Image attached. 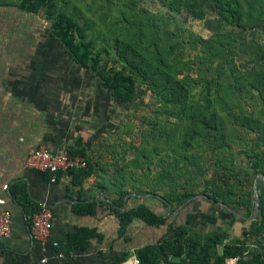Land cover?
Wrapping results in <instances>:
<instances>
[{"label": "trees", "instance_id": "16d2710c", "mask_svg": "<svg viewBox=\"0 0 264 264\" xmlns=\"http://www.w3.org/2000/svg\"><path fill=\"white\" fill-rule=\"evenodd\" d=\"M155 1L166 6L172 15H160L155 19L144 11L139 16L131 12V20L124 17L125 29L121 26L122 30L111 33L110 43L121 66L116 69L104 64L96 74L100 85L120 102L133 99L135 79L158 98L160 117L148 118L147 123L154 143L151 148L157 147L160 170L157 176L145 170L138 180L124 176L137 194L126 196L123 211L117 208L122 206L123 197L129 191L123 188L122 180L111 202L105 204L117 218L118 236H122L135 220L145 227L157 228L165 224L164 232L154 242L133 250L138 264H224L228 258H235L234 264H256L255 248L247 249L238 238L226 240L225 231H196L183 225L173 226L171 222L166 224V216L155 213L141 201V195L147 194L146 198L156 200L163 207L166 203L179 205L197 193L231 206L236 201L230 181L236 180L232 174L234 165L228 158L232 144L238 147L236 154L248 161L251 172L264 176V53L259 52V46L253 45L252 50L259 52L260 61L249 58L252 63L247 68L243 62L233 61L237 46L242 43L237 38H242L249 27L264 22V0H207L218 18L238 29L232 31L220 24L207 37L177 24L175 17L182 12L202 19L203 13L199 10L202 0ZM60 2L15 0V3L2 1L0 6L12 4L19 11L29 13L43 10L49 21L50 35L68 50L79 67L94 72L97 63L108 56L109 51L105 47L96 48L87 36V26L66 12L65 3ZM111 24L114 26L115 21ZM184 48L190 49L187 53L192 51L191 58L184 55ZM248 133L253 136L245 137ZM161 150L165 151L162 157ZM67 151L84 156L81 147ZM206 152L212 154L218 169H213L210 177L203 178L202 188L195 191L186 165L200 166ZM138 156L141 159H133L131 164L141 168L143 162L147 169L148 156L143 148ZM93 168L86 159V168L81 171L86 174L87 169ZM99 187L105 193L112 190L101 182ZM159 188L164 189L162 194L156 193ZM82 209L89 214L94 211L92 203L84 204ZM195 217L201 224L213 223L216 219L205 212H196ZM262 222L247 234L257 235L264 229ZM93 235L98 236L94 228L78 227L67 235L57 250L66 255L70 250H82ZM128 254L129 251L110 249L99 264H122Z\"/></svg>", "mask_w": 264, "mask_h": 264}, {"label": "crops", "instance_id": "0c3cea01", "mask_svg": "<svg viewBox=\"0 0 264 264\" xmlns=\"http://www.w3.org/2000/svg\"><path fill=\"white\" fill-rule=\"evenodd\" d=\"M4 8L7 7L0 6V199L11 224L9 235L0 239V263L99 264L112 249L129 251L122 264L127 260L126 264H137L133 250L154 242L166 226L145 227L135 220L122 236L117 235V218L105 204V199L111 197L99 187L97 171L103 136L111 128L109 90L100 85L97 71L79 67L68 50L50 35L43 10L29 13L15 7L18 12L11 15ZM11 18L20 22L13 24ZM40 143L53 151L81 147L94 168L87 169L86 174L71 170L50 182L46 172L23 166L24 158ZM238 160V166L232 161L236 180L230 181L236 201L231 206L197 193L168 214L165 212L170 216L165 223L196 231H225L226 240L238 238L247 249L257 250V243L264 241V229L257 235L247 232L261 221L264 224V181L258 179L255 183L258 210L252 215L254 178L259 174H252L243 156ZM250 175L251 182L247 181ZM41 203L52 212L51 227L43 243L32 239L29 232V217ZM86 203H92L93 213L82 209ZM196 212L216 219L201 224ZM78 227L94 228L98 236L89 237L82 250H70L67 255L57 250ZM217 250H221L220 245ZM41 258L45 259L43 263ZM234 261L228 258L224 264Z\"/></svg>", "mask_w": 264, "mask_h": 264}, {"label": "rangeland", "instance_id": "374dc122", "mask_svg": "<svg viewBox=\"0 0 264 264\" xmlns=\"http://www.w3.org/2000/svg\"><path fill=\"white\" fill-rule=\"evenodd\" d=\"M2 1H5V3H15V0H0V2ZM60 1V3H65L63 8L66 12L73 14L78 22L87 26V36L94 41L95 47H105L109 51V55L103 56L97 63L95 71H98L104 64L105 67L111 66L116 69L121 66V63L112 52L110 43L111 33H114L118 29L122 30L121 26H123V30L125 29L124 26L127 25V23L124 22V17L131 20L132 18L129 15L131 12L139 16V14H144V11L145 14L149 13L153 15L155 19H159L160 15L162 17L172 15V11L168 10L166 6L160 5L155 0H109L110 3H105L104 0ZM3 7H7L2 10H6L8 14L10 13L13 15L15 12H18L12 4L2 6V8ZM199 10L203 13L202 19H194L182 12L176 13L175 17L177 24L189 28L203 37L209 36L213 29L220 24L225 26L223 28L238 31L233 24L224 23L223 19L218 18L207 0L201 1ZM13 18H11L13 24L20 22V19L16 20ZM208 20L210 23H208ZM114 21L115 24L112 26L111 23ZM237 39L242 41V43L238 44L236 49L237 54L233 56V61L236 64L243 62L247 68L251 65V60L260 61L258 53H264V22H259L255 26L249 27L242 38L238 37ZM253 45L259 46V52H253ZM188 51H190L189 48H184V55L191 58L193 53L192 51L187 53ZM191 74L194 75L193 73ZM134 87L135 94L133 99L129 102H121L120 104L118 102L115 103L111 97V119L108 123L111 125V128H107L103 136L104 147L102 146L101 148L100 163L97 164L98 180L104 184L105 188H112L111 192H106V196L110 197H112L115 190L118 189L121 180L124 182V189L137 194V191L130 184V181H125L124 176H128L133 180H138L139 176L145 172V170L151 176H157L160 170V167L157 165V161H159V156L156 154L157 147L155 150L151 148L154 143L151 141L152 138H150L147 123L148 118L160 117L158 98L137 79H135ZM113 113H115L114 117ZM252 136L251 133L245 135L247 138H251ZM140 148H143L145 154L148 156L146 162L148 164L147 169H145V163L143 164V162L141 163V168L131 164V160L141 159L138 156ZM237 150L238 147L232 144L230 155L228 154V158H231V160L236 163V166L240 165L238 159L241 157V155L236 154ZM164 152V150L159 151L161 157ZM186 166L192 183H194L193 189L195 191L202 188L203 178H208L207 176L213 173V169H218L217 166L215 167L214 159L210 152L204 153V158L200 166L193 164H188ZM252 178L253 176L250 175L247 181L251 182ZM144 188L145 187L142 189ZM163 190L164 189L159 188L156 190V193L162 194ZM251 191L252 188L250 185L249 192L251 193ZM136 201L139 202L140 198ZM141 201L147 204L155 213L166 216V218L170 217L166 215L165 207L161 206L156 200L143 197ZM133 203L134 202H131V204ZM175 206V204H171L169 211H172Z\"/></svg>", "mask_w": 264, "mask_h": 264}, {"label": "built area", "instance_id": "2783aa9c", "mask_svg": "<svg viewBox=\"0 0 264 264\" xmlns=\"http://www.w3.org/2000/svg\"><path fill=\"white\" fill-rule=\"evenodd\" d=\"M23 166L46 172L49 175V181L56 182L63 173L86 168V159L82 155L71 154L67 150L53 151L44 143H40L24 158ZM2 188L6 189V185ZM2 203L3 200L0 199V239L9 235L11 224L10 214L1 207ZM51 220V209L45 203L39 204L38 209L29 217V232L32 239L43 243L51 227ZM257 254L256 264H264V243L257 248ZM44 261V258L40 259V263ZM134 261L137 263L136 260Z\"/></svg>", "mask_w": 264, "mask_h": 264}, {"label": "water", "instance_id": "95a60500", "mask_svg": "<svg viewBox=\"0 0 264 264\" xmlns=\"http://www.w3.org/2000/svg\"><path fill=\"white\" fill-rule=\"evenodd\" d=\"M258 179H261L262 181H264V176L262 175H256L255 178H254V185H253V190H254V193H253V213L252 215H254L257 210H258V198H257V195L255 193V183ZM127 195H134V193L132 192H128L124 197H123V200H122V206L117 208L119 211H123L125 208H126V196ZM142 197H146L147 194H143L141 195ZM157 198H160L159 196H156ZM206 197V195H205ZM161 199V198H160ZM107 202H111L110 200L108 199H105ZM188 200V199H187ZM187 200L183 201L181 204H179L178 206L182 205L183 203H185ZM169 208H170V205L168 203H166V207H165V212L168 214L169 213ZM236 213L238 216L240 217H243L242 215H240L239 213L237 212H234ZM252 215H250L249 217H244V218H250Z\"/></svg>", "mask_w": 264, "mask_h": 264}]
</instances>
